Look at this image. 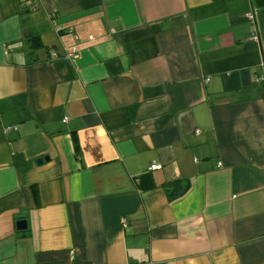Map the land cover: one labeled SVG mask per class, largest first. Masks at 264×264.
Here are the masks:
<instances>
[{
    "label": "crops",
    "instance_id": "0c3cea01",
    "mask_svg": "<svg viewBox=\"0 0 264 264\" xmlns=\"http://www.w3.org/2000/svg\"><path fill=\"white\" fill-rule=\"evenodd\" d=\"M259 76L264 0H0V264H264Z\"/></svg>",
    "mask_w": 264,
    "mask_h": 264
},
{
    "label": "trees",
    "instance_id": "16d2710c",
    "mask_svg": "<svg viewBox=\"0 0 264 264\" xmlns=\"http://www.w3.org/2000/svg\"><path fill=\"white\" fill-rule=\"evenodd\" d=\"M34 43V42H33ZM32 43V45H33ZM168 189V198L170 200L175 199L181 195H183L188 189V183L183 182L182 179H176L171 182L166 183Z\"/></svg>",
    "mask_w": 264,
    "mask_h": 264
},
{
    "label": "built area",
    "instance_id": "2783aa9c",
    "mask_svg": "<svg viewBox=\"0 0 264 264\" xmlns=\"http://www.w3.org/2000/svg\"><path fill=\"white\" fill-rule=\"evenodd\" d=\"M245 16H246V18L249 19V20H251L252 17H253L252 13H250V12H247V13L245 14ZM88 38H89V39H92V36L90 35ZM250 39L253 40V41H255V42H258V40H259V39H258V34H257L255 28H254L253 31L251 32ZM52 55H55V53H52ZM66 55L69 56V55H71V53H67ZM258 79H264V77L259 76ZM67 120H68V118H67L66 116H64V117L62 118V121H63V122H66ZM160 168H161V165H160V164H152L151 167H150L151 170H156V169H160Z\"/></svg>",
    "mask_w": 264,
    "mask_h": 264
},
{
    "label": "water",
    "instance_id": "95a60500",
    "mask_svg": "<svg viewBox=\"0 0 264 264\" xmlns=\"http://www.w3.org/2000/svg\"><path fill=\"white\" fill-rule=\"evenodd\" d=\"M41 161H42V159H37L36 160V162L37 163H41ZM25 220H19L18 222H17V229H19V230H21V229H25Z\"/></svg>",
    "mask_w": 264,
    "mask_h": 264
}]
</instances>
